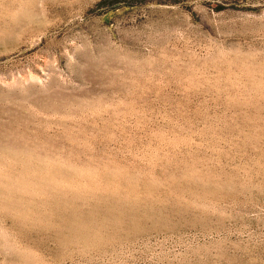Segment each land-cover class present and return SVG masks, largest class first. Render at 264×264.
<instances>
[{
    "label": "rangeland",
    "instance_id": "rangeland-1",
    "mask_svg": "<svg viewBox=\"0 0 264 264\" xmlns=\"http://www.w3.org/2000/svg\"><path fill=\"white\" fill-rule=\"evenodd\" d=\"M0 264H264V0H0Z\"/></svg>",
    "mask_w": 264,
    "mask_h": 264
}]
</instances>
